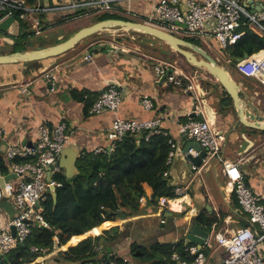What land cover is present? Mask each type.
Returning a JSON list of instances; mask_svg holds the SVG:
<instances>
[{"label":"crops","instance_id":"crops-1","mask_svg":"<svg viewBox=\"0 0 264 264\" xmlns=\"http://www.w3.org/2000/svg\"><path fill=\"white\" fill-rule=\"evenodd\" d=\"M98 1L38 0L26 22L30 29L25 36L20 23L23 21L14 15L21 26L20 36L16 38L10 32H0V55L52 48L80 30L108 20L102 19L106 16L145 23L154 15L160 2L122 0L118 10L108 14L98 10L95 5ZM243 5L249 12L253 7L260 10L264 0H243ZM254 32L260 35L257 29ZM173 34L213 58H223L217 42L210 36L196 39L187 35L183 28ZM87 54L93 56L92 61L85 60ZM197 57L201 59L199 55ZM159 63L171 64L176 72L187 76L186 70H191L185 59L166 43L140 31L114 29L95 34L56 58L0 64V127L5 131L4 137H0V158L9 163L6 152L12 144L33 146L40 126L52 129L66 123L70 138L59 156L57 171L71 179L78 172L81 157L93 155L97 148L109 145L106 133L116 117L138 121L161 118L162 128L177 146L169 169V181L176 187H184L186 195L182 200L158 207L147 206L143 200L141 210L132 216H112L94 228L90 237L95 244V256L91 260L109 262L126 257L130 264H179L173 255L191 259L185 252V237L190 227L198 225L209 233L208 240L212 244L203 249L204 252L214 263H221L225 251L215 244L216 236L230 235L247 223L235 195L227 186L224 168L230 164L238 165L247 185L264 204V133L245 129L235 131L233 123L226 124L220 119L209 121L204 107L201 110L194 108V97L199 98L202 94L200 86L188 92L157 78L153 67ZM47 72L56 79L48 82L45 79ZM238 78L244 82L241 85L243 90L254 99V104L264 115V86L255 79ZM110 86H116L121 92V107L116 114L92 115L90 110L94 103ZM23 88L27 93H23ZM145 96L151 98L152 110H145L141 105ZM204 101L207 105L213 99ZM192 118L208 121L214 133L224 141L222 161L214 159L190 172L183 148L185 143L194 140L186 135L183 127ZM191 154L195 155L193 151ZM15 215L14 202L4 199L0 217L6 222ZM213 218L218 220L209 227ZM81 240L73 237L70 244L76 247ZM48 257L52 264H59L58 252L49 253ZM30 264H37V260Z\"/></svg>","mask_w":264,"mask_h":264},{"label":"built area","instance_id":"built-area-1","mask_svg":"<svg viewBox=\"0 0 264 264\" xmlns=\"http://www.w3.org/2000/svg\"><path fill=\"white\" fill-rule=\"evenodd\" d=\"M121 1L99 0L95 5L99 11L112 14L118 10ZM31 11L26 0H0V14H4L0 21L19 13L20 20L27 22ZM213 19L215 23L211 26L209 21ZM262 22H264V9L251 14L243 5V0H160L154 15L145 23L171 34L183 28L187 35L196 39L210 36L215 39L222 51L244 36L243 30L247 25H250L253 31L257 29L260 34L264 33ZM92 59L91 54L85 57L86 61H92ZM235 67L243 76L255 79L264 86V50L247 59L244 58ZM153 69L157 78L177 88H184L188 92H193L200 83L197 75L180 74L171 64L159 63L154 65ZM45 79L52 82L56 77L47 72ZM22 91L27 93L26 88ZM122 102L121 92L116 86H110L94 103L90 113L92 115L105 112L116 114ZM141 105L145 110L153 108L149 96L142 98ZM196 112L198 114L199 111ZM183 130L190 139L200 143L206 151L205 163L214 159L222 161L224 138L214 133L208 121L192 118L184 124ZM4 135L5 131L0 127V137ZM158 135L168 138L171 150L167 163L171 165L177 146L169 133L162 128L161 118L138 121L116 117L106 133L109 145L97 148L93 155L96 157L112 155L117 145L124 143L129 136L149 141ZM69 138L66 123H60L52 129L42 125L38 128L37 139L33 146L20 147L12 144L7 149L6 159L10 163L11 174L16 175V178L5 183L4 190L0 186V206L4 199H11L15 205L16 215L6 222L0 217V257L10 254L19 243L25 242L31 235L33 227H48L43 215V203L52 194L51 186H58L53 180L49 182L48 176L51 167L57 163L61 152L68 144ZM17 158L31 161L18 164L14 162ZM56 171L52 172V177ZM224 174L227 178V186L231 188L246 217L247 225L230 235L216 236L215 244L225 251V257L221 263H214L204 252L203 249L210 248L212 245L207 239L201 249L197 246H188L185 249L191 257L190 261L174 254L173 259L179 264H264V204L247 185L238 165H226ZM164 176L168 177L169 171L165 172ZM5 177L0 172V178ZM174 195L175 199H162L160 205L165 206L170 201L182 200L186 195V189L175 187ZM162 223H165V220H162ZM12 227L15 228V236L12 235ZM33 251L42 253L37 259V264H52L47 250L38 251L33 248ZM83 264H130V261L125 257L120 262L88 260Z\"/></svg>","mask_w":264,"mask_h":264},{"label":"trees","instance_id":"trees-1","mask_svg":"<svg viewBox=\"0 0 264 264\" xmlns=\"http://www.w3.org/2000/svg\"><path fill=\"white\" fill-rule=\"evenodd\" d=\"M26 2L31 9L38 4V0ZM3 17L4 14H0V19ZM14 17L19 20V13ZM112 17L102 19H118ZM20 23L25 36L30 27L26 22ZM262 25L264 27V22ZM243 31L244 36L221 51L231 66H236L247 54L252 56L264 50V33H255L250 25L244 27ZM223 103L225 106L231 104L226 93H223ZM170 150L168 139L161 135L149 141L129 136L124 143L117 145L112 155L94 157L87 154L81 157L78 172L71 179L56 171L52 180L58 185L57 204H54L52 194L43 203V215L48 227H33L28 239L0 258V264H30L42 255L41 252H34L33 248L47 250L48 253L58 252L59 264H83L91 260L95 256V244L90 237L94 228L112 216L128 218L139 212L143 200L147 206L158 207L162 199H175V187L171 185L169 176H164L170 169L167 163ZM29 161L20 158L14 160L18 164ZM9 164L0 158L3 176L9 175ZM217 220L213 218L209 227ZM73 237L82 238L76 247L70 244ZM64 247L66 250L62 251ZM182 256L184 258L185 254ZM114 261L121 260L115 258Z\"/></svg>","mask_w":264,"mask_h":264},{"label":"water","instance_id":"water-1","mask_svg":"<svg viewBox=\"0 0 264 264\" xmlns=\"http://www.w3.org/2000/svg\"><path fill=\"white\" fill-rule=\"evenodd\" d=\"M261 6L262 8L260 10L254 9L253 7L250 13L255 14L259 11H262L264 9V5ZM245 8L247 9L246 6ZM214 23V19L209 21L211 26L214 25ZM20 27V23L17 22L14 17H8L0 21V32H10L16 38L20 36ZM114 29L143 32L144 35H147L156 41L166 43L169 47L174 49L177 54L182 56L190 68L195 71L197 76H200L199 79L201 85L199 84V86L202 94H200L199 98L194 97L193 104L195 110L198 108L201 110V107L205 108L209 121L212 122L216 121V119H220L226 124L233 123L235 131L245 129L264 133V115L261 114L259 107L254 104V99L250 98L243 90L241 87L242 83L239 82L237 77H233L231 71H229L221 63L220 59L213 58L207 52L202 51L198 47L192 46L191 44L177 38L174 34L168 33L146 23H136L120 19L104 20L80 30L67 41L52 48L41 51L18 52L7 56L0 55V64L8 65L17 62L32 63L48 58H56L71 51L75 46L83 42L85 39L95 34ZM121 54L126 55V53L122 51ZM197 55H199L201 59H199ZM248 57V54L245 55V59ZM202 82L204 83L202 84ZM206 90L208 93L204 94V92H207ZM223 93H226L231 99V104L229 106H225L223 103ZM212 99L213 102L211 104L207 103L206 105L204 100L212 101ZM192 116H195L194 113ZM192 151L195 155L191 154ZM183 154L185 155V159L188 161L187 168L190 172H193L194 168L197 169L203 166L207 159L206 151L202 148L200 143L196 141L185 143ZM211 161L212 160L208 161L207 163ZM59 167L60 161H57V163L51 167V172L48 176L49 182L52 181V172L58 170ZM73 168H75L74 164ZM15 178L16 175L14 174H11L5 178H0L1 188L4 190L5 183ZM172 186L176 187L175 185ZM51 191L54 204L56 205L57 194L56 187L54 185L51 186ZM11 231L12 235L15 236V228L12 227ZM208 238L209 233L207 231L202 230L198 225H194L187 231L185 237V246L188 247L195 245L201 249Z\"/></svg>","mask_w":264,"mask_h":264},{"label":"rangeland","instance_id":"rangeland-1","mask_svg":"<svg viewBox=\"0 0 264 264\" xmlns=\"http://www.w3.org/2000/svg\"><path fill=\"white\" fill-rule=\"evenodd\" d=\"M222 55H223V53H222ZM221 54L219 55V56H222ZM220 59V61H221V63L229 70V71H231V73H232V75H233V77L234 78H236L237 76L238 77H241V76H243L242 74H240L239 72H238V70L236 69V67L235 66H231V64H229V62H228V60L224 57V55H223V58H219ZM186 72L189 74V76H194V75H197L196 73H195V71H193L192 69L190 70L189 68L186 70ZM198 77L200 78V76L198 75ZM237 77V79L239 80V82H241L243 85H244V82L242 81V79H239ZM243 77H245V76H243ZM245 78H247V77H245ZM204 82H202V84H203ZM203 86H205V85H203ZM257 88H259V86H257Z\"/></svg>","mask_w":264,"mask_h":264}]
</instances>
